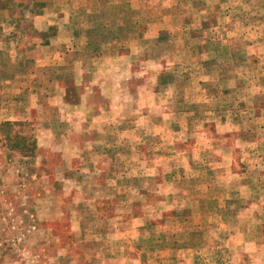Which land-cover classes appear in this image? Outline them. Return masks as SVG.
<instances>
[{"label":"crops","instance_id":"1","mask_svg":"<svg viewBox=\"0 0 264 264\" xmlns=\"http://www.w3.org/2000/svg\"><path fill=\"white\" fill-rule=\"evenodd\" d=\"M50 16L61 15L34 20ZM15 27L0 36V132L5 123L34 124L37 151L51 157H0V264L36 262L44 245L67 264H264V136L251 149L248 131L232 124L233 110L218 95L205 110L202 79L184 77L183 89L199 85L196 96L183 94L184 108L172 112L165 74L152 89L151 78L124 79L123 52L109 70L78 60L65 68L44 62L43 53L34 59L27 32ZM197 64L217 71L219 83V60ZM78 74L88 75L81 81L89 87L75 93ZM221 83L230 96L233 80ZM205 117L215 123L211 136ZM63 220L66 232L52 224Z\"/></svg>","mask_w":264,"mask_h":264},{"label":"rangeland","instance_id":"2","mask_svg":"<svg viewBox=\"0 0 264 264\" xmlns=\"http://www.w3.org/2000/svg\"><path fill=\"white\" fill-rule=\"evenodd\" d=\"M41 13H59L61 16H57L58 20L50 16L49 21L36 22L34 17ZM68 14H76V20H67ZM19 15L26 17L24 22H20ZM53 22L56 24L48 25ZM99 22L103 23L102 27L98 26ZM14 25L15 31L22 29L27 32L28 54L34 59H39L43 53L47 57L44 62L55 61V65L62 64L65 68L72 64V60H78L85 62L88 68L96 64L109 70L113 69L111 64H116L117 52H123L127 56L121 61L124 79L141 81L151 78L152 89L153 81L165 74L172 85L168 89L172 112L184 108L183 94L196 96L199 85L189 84L183 89L187 85L184 77L194 79L195 84H200L202 79L205 81V94L209 95L204 102L205 110L212 108V95L214 101L218 95L219 103L229 105L233 110L232 124L243 126L248 131L245 136L253 143L251 149L260 148L257 143L264 136V0H0V36ZM35 29L43 31L44 45L38 38L40 32ZM104 34L105 38L101 36ZM101 42L104 44L102 48L98 45ZM129 52L135 54L129 56ZM97 53L102 54L91 56ZM216 59L220 63L219 83L214 78L217 71L196 65L197 62H215ZM74 68H68L70 79ZM80 70L76 65V71ZM103 73L96 77H103ZM115 74L108 71L107 77H115ZM28 75H35V67ZM77 76L81 86L74 89L75 93L84 92L85 88L88 90L87 81H81L88 80V75L83 78L79 74ZM225 78L233 80L230 96L224 93L225 85L220 84ZM90 88H95L93 92L99 94L98 88ZM129 89L134 91L135 85L126 91ZM204 121L211 136L215 123L209 117ZM3 131L8 139L0 132L1 159L5 155L14 158L15 154L30 153L28 147L32 148L36 142L34 124L19 123ZM22 138L26 140L22 141ZM17 143L23 147L22 152ZM61 152L54 157V162L61 161ZM35 153L41 155L45 163L50 161V150ZM258 171L254 166L250 169V172ZM159 202L160 199L151 196V205H159ZM105 204L102 199L99 205ZM52 224L62 232H66L69 226L68 220ZM62 247L59 246L57 251L66 252ZM35 252L36 262L19 263L67 264L54 259L56 250L54 252L48 245L38 247Z\"/></svg>","mask_w":264,"mask_h":264},{"label":"trees","instance_id":"3","mask_svg":"<svg viewBox=\"0 0 264 264\" xmlns=\"http://www.w3.org/2000/svg\"><path fill=\"white\" fill-rule=\"evenodd\" d=\"M16 124H19V123H5V124H3L2 128H1V130H2V131H1L2 134L4 135V133H3V132H4V131H3L4 128H8L9 126H13V125H16ZM2 134H1V135H2ZM4 136H5L6 140H7L8 137H7L6 135H4ZM25 140H26V139H23V138H22V141H25ZM17 144H18V146H19V143H17ZM16 147H17V146H16ZM18 148H20V149H21L20 151L22 152V150H23L22 148H23V147H20V146H19ZM28 149H29V152H30L29 154H23V152H22L21 154L24 155V156H32V155H34V154H35V151H37V144H36V142L32 144V148H31V147H30V148L28 147Z\"/></svg>","mask_w":264,"mask_h":264}]
</instances>
